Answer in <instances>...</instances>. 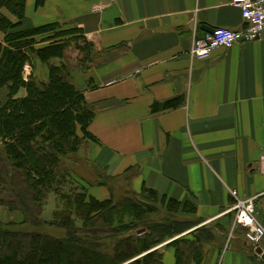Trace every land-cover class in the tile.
<instances>
[{"label":"crops","instance_id":"obj_1","mask_svg":"<svg viewBox=\"0 0 264 264\" xmlns=\"http://www.w3.org/2000/svg\"><path fill=\"white\" fill-rule=\"evenodd\" d=\"M32 3L25 1L22 27H79L95 52L84 68L92 83L77 88L94 108L87 131L95 140H84L78 156L122 179L124 188L147 187L193 205L192 213H179L193 226L172 239L192 237L200 228L210 232L203 264H264L244 228L232 225V213L225 212L235 201L231 190L240 199L254 197L264 228V173L258 170L264 38L217 47L204 60L189 53L203 27L240 28V9L232 0H45L36 9ZM27 65L35 80L46 78L36 58ZM0 91L3 101L6 89ZM172 98L176 106L151 110L154 102ZM96 186L87 188L96 199L113 195ZM0 212L3 223L23 219L1 205ZM172 239L158 245L163 264H176L174 248L172 254L166 245ZM260 246L264 251V239Z\"/></svg>","mask_w":264,"mask_h":264},{"label":"trees","instance_id":"obj_2","mask_svg":"<svg viewBox=\"0 0 264 264\" xmlns=\"http://www.w3.org/2000/svg\"><path fill=\"white\" fill-rule=\"evenodd\" d=\"M25 1L0 0V89H6L0 101V205L23 216L18 223L0 222V264H163L158 245L193 226L179 216L192 213L193 205L147 187L124 188L120 196L103 200L88 193L71 167L84 140H95L87 131L95 112L71 82L69 68H86L95 52L79 27L58 22L22 27ZM44 1L35 0L34 8ZM72 49L76 63L67 55ZM32 58L46 64L44 80L31 73L23 78ZM21 88L25 94L17 96ZM178 103L177 98L154 102L151 110ZM94 167L101 176L96 184L108 185L112 177ZM49 192L58 203L52 218L43 220ZM160 211L166 215L155 219ZM191 236L166 244L174 247L176 264H203L211 233L200 228Z\"/></svg>","mask_w":264,"mask_h":264},{"label":"built area","instance_id":"obj_3","mask_svg":"<svg viewBox=\"0 0 264 264\" xmlns=\"http://www.w3.org/2000/svg\"><path fill=\"white\" fill-rule=\"evenodd\" d=\"M232 4L240 9L243 25L238 29L213 27L212 31H205L202 37L192 40L189 49L191 58L204 60L217 47H230L234 43L264 38V0H232ZM29 75V67L26 64L23 78L27 80L26 76ZM258 170L264 173V153L258 158ZM230 194L235 201L225 212L232 213V225L244 228L245 239L255 252L257 247H261L260 243L264 239V228L257 218L255 198L240 199L235 190H231ZM262 254L263 250L258 255Z\"/></svg>","mask_w":264,"mask_h":264},{"label":"rangeland","instance_id":"obj_4","mask_svg":"<svg viewBox=\"0 0 264 264\" xmlns=\"http://www.w3.org/2000/svg\"><path fill=\"white\" fill-rule=\"evenodd\" d=\"M32 9H34V0H33V3H32ZM11 19L14 20V18L12 16H10V14L8 12H6L5 10H3ZM67 55L69 56L70 58V63H76L75 62V55H76V51L75 50H68L67 51ZM39 61V60H38ZM54 63L55 64H58L59 63V59H53ZM45 67V70L47 71V66L45 63L41 62ZM69 72H70V75H71V82L74 83L75 87L76 88H81V86L83 84H91L92 83V78H93V75L91 72L85 70L84 68H81L79 66H75V65H72L70 68H69ZM27 75V74H26ZM28 77V76H26ZM2 90L5 89V88H1ZM3 91H0V93H2ZM25 94V90L24 88H21L18 93H17V96H22ZM78 133L81 134V132L78 130ZM84 148V145L82 144L81 147L79 148L80 149H83ZM78 150V151H79ZM77 157L79 159V161H76L75 163H73L72 165V170L74 172V175H76V177L81 180L83 182V184L86 185V187L88 189L90 188H93L95 187L97 184H96V180L100 179V175H99V171L97 169H95L96 167H94V162L90 161L88 159V157H80L78 156L77 154ZM98 171V172H96ZM102 173V176L104 175L103 171H100ZM103 178V177H102ZM118 180H122V179H112L111 181H108L109 184L108 185H105L106 187H110L112 192H113V195L114 197H118L122 194V192L124 191V183L123 181H118ZM99 186V185H98ZM96 186V187H98ZM90 194V193H89ZM109 195V193H108ZM108 197V196H107ZM103 198V197H101ZM57 203H58V200H57V197L56 195L53 193V192H49L47 194V198H46V201H45V204L42 208V211L40 213V217L43 219V220H50L52 218V215H53V211L55 210L56 206H57ZM166 214L162 211H160V214L158 215H155V219H160L162 217H164ZM2 218V214L0 212V220ZM14 227H20V225H15ZM20 228L22 229H28L29 227L23 225L21 226ZM48 233L50 234H53V235H56V236H60L62 233L61 230H57V229H49V230H46ZM173 248L172 246H170L168 248V250L173 254ZM76 259H80L79 256L75 255ZM75 260V259H74Z\"/></svg>","mask_w":264,"mask_h":264},{"label":"water","instance_id":"obj_5","mask_svg":"<svg viewBox=\"0 0 264 264\" xmlns=\"http://www.w3.org/2000/svg\"><path fill=\"white\" fill-rule=\"evenodd\" d=\"M203 28H205V30L209 32L213 30V27H203ZM261 251H262L261 247H257L255 250V252L258 254L261 253ZM261 256L262 258H264V254H262Z\"/></svg>","mask_w":264,"mask_h":264}]
</instances>
